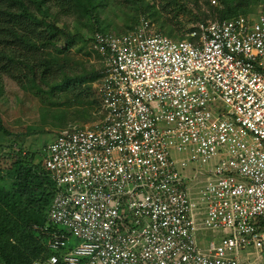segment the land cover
Wrapping results in <instances>:
<instances>
[{
    "label": "built area",
    "instance_id": "2783aa9c",
    "mask_svg": "<svg viewBox=\"0 0 264 264\" xmlns=\"http://www.w3.org/2000/svg\"><path fill=\"white\" fill-rule=\"evenodd\" d=\"M259 3L182 39L145 16L93 34L101 120L43 150L55 190L33 228L54 253L31 264H264Z\"/></svg>",
    "mask_w": 264,
    "mask_h": 264
},
{
    "label": "trees",
    "instance_id": "16d2710c",
    "mask_svg": "<svg viewBox=\"0 0 264 264\" xmlns=\"http://www.w3.org/2000/svg\"><path fill=\"white\" fill-rule=\"evenodd\" d=\"M30 1L35 4L32 10L21 1L18 12L0 8V95L3 79L7 78L32 93L42 104L62 106L87 102L99 104L100 108L99 94L91 99L93 92L89 94L88 89H84L86 83L100 78V69H90L69 56L68 46H62L57 36L63 34L66 42L70 41V36L56 18L67 14L98 18L104 0ZM142 1L150 7L148 1ZM260 1L217 0L211 14L199 11L195 18L197 23H204L208 18L223 20L247 15L252 12V5ZM207 3L210 4V0ZM126 28L133 26L126 24ZM159 29H164L170 37L181 39L183 36L175 34L174 28L165 26L163 21ZM91 40L92 37L89 44ZM35 157L16 142L3 123L0 110V264L43 262L54 253L45 244L46 236L33 228V225L46 223L55 190L50 173L43 162H35ZM57 264L64 263L60 260Z\"/></svg>",
    "mask_w": 264,
    "mask_h": 264
},
{
    "label": "rangeland",
    "instance_id": "374dc122",
    "mask_svg": "<svg viewBox=\"0 0 264 264\" xmlns=\"http://www.w3.org/2000/svg\"><path fill=\"white\" fill-rule=\"evenodd\" d=\"M19 1L28 9H34L35 4L30 0H0V8L18 12L21 10ZM150 7L142 0H104L99 7L98 18L77 17L75 14L57 16V22L65 26L70 36L58 35L57 39L62 46L67 45V53L74 61H82L85 66L100 69L102 59L91 50L89 38L97 29L108 32L122 33L126 24L135 26L141 16H146L153 24V28L165 34L164 29H159L163 21L165 26L170 25L175 34L186 37L187 33L198 23L195 15L199 11L211 14V8L217 6V0H146ZM260 3L252 5L250 16H257ZM212 20V18H208ZM179 30V33L178 31ZM167 35V34H165ZM173 39H179L174 38ZM97 81L88 82L84 89H88L91 99L98 96ZM0 110L3 123L13 133L16 142L24 146L29 152L35 154V162H42L43 150L52 141L58 131L69 124H89L101 120L99 104L84 102L64 104L62 106L42 104L40 100L29 91L22 90L14 82L3 79V90L0 95ZM82 111L84 115L80 114ZM7 142V141H6ZM207 237H211L208 232ZM199 241L200 234L197 233ZM216 238V237H215ZM70 238L68 243L74 244Z\"/></svg>",
    "mask_w": 264,
    "mask_h": 264
},
{
    "label": "crops",
    "instance_id": "0c3cea01",
    "mask_svg": "<svg viewBox=\"0 0 264 264\" xmlns=\"http://www.w3.org/2000/svg\"><path fill=\"white\" fill-rule=\"evenodd\" d=\"M247 15H250V14H247ZM258 15V14H257Z\"/></svg>",
    "mask_w": 264,
    "mask_h": 264
}]
</instances>
